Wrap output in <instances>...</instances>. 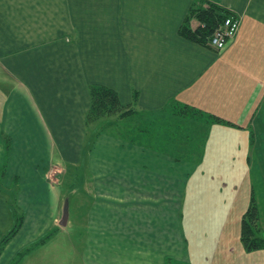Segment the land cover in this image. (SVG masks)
<instances>
[{"label":"crops","instance_id":"crops-1","mask_svg":"<svg viewBox=\"0 0 264 264\" xmlns=\"http://www.w3.org/2000/svg\"><path fill=\"white\" fill-rule=\"evenodd\" d=\"M209 1L240 18L222 50L178 34L193 0H0V79L9 86L0 99V236L13 222L12 197L23 216L0 264L20 250L13 239L50 225L56 233L37 249L63 245L53 241L68 227L61 191L48 187L62 161L84 164L89 200L133 196L135 206L149 196V225L133 238L110 234L118 225L100 219V198L87 203L81 263L264 264V249L247 252L240 242L254 192L253 139L264 144V0ZM91 84L124 105L137 92L128 132L88 130ZM182 106L200 114L183 115ZM208 114L229 124L209 123ZM47 195L49 206L37 204ZM122 206L116 216L141 228L143 215Z\"/></svg>","mask_w":264,"mask_h":264},{"label":"rangeland","instance_id":"rangeland-1","mask_svg":"<svg viewBox=\"0 0 264 264\" xmlns=\"http://www.w3.org/2000/svg\"><path fill=\"white\" fill-rule=\"evenodd\" d=\"M213 49V48H212ZM5 83V82H4ZM9 83V82H8ZM7 85V83H6ZM9 94V86H3L2 84V79H0V99L7 98L6 96ZM112 121L111 118L109 117H102L98 120L95 121H90L87 124L88 130L94 131V134L103 132L102 130L105 128V124ZM104 130H107L106 133H115L118 134V132H128L126 128H114V127H108L105 128ZM91 133V132H88ZM31 141H35L34 138H31ZM253 147H252V152H251V166L254 165L252 169V176H254V193H255V198L256 200L259 199V196H264V144L260 146L261 141L259 138H254L253 139ZM85 154V153H84ZM58 157V156H56ZM85 155H83V158ZM62 161V160H61ZM82 162H85L84 160ZM61 166L63 167V172L61 175L55 177V179L59 180L58 184H54V179L49 180V186L52 189L60 190L61 191V196H60V201H59V209L58 214L60 215V211L62 212V217H61V223H67V228L65 229L64 233H61L59 236H57L53 241L55 243H61L63 244L60 248L56 249L54 246H48L46 249L40 248L34 251V253L30 256L25 257L20 263L18 264H39V258L42 256L41 259H43L42 262H45V264H83L81 263L82 260V253H84L85 250H82L84 248V235H85V207L86 204L88 203L91 205L94 201H98L101 199V201H98V203L101 204L97 209L100 210V212H104V216L100 215V219L104 222V224H113L115 226L118 225L117 229H112V231H115L114 233L111 231L110 234L113 235L115 234L118 236H126L128 235V238H133L135 236L136 230L140 231V233L144 230L146 227L149 225V218L147 215L149 212V196H142L140 202L135 201V206L133 204H130V200L133 199V196H120V198H124L126 202L118 203L117 201H113L112 199L109 201H104L102 203V198H106L109 196H90L91 200L87 199L86 195L84 194L85 190V178H84V173H85V168L84 164H77V165H72L69 163H66L62 161ZM259 178V179H258ZM263 194V195H262ZM118 198L117 196H113ZM131 197V198H130ZM52 198V196H45L43 200L40 198L39 202L37 204H41L42 206H49V201ZM100 198V199H98ZM130 198V199H129ZM10 200V199H9ZM262 201H264V197L261 198ZM11 207H17L16 200L14 197L11 198L10 200ZM36 204V203H35ZM124 204V208L132 209L135 208L138 212H140L143 216L140 217V223H141V228H130L128 226L130 219L131 222L134 220L132 217H122L118 218L116 216V211L118 208L123 207L122 205ZM18 209V207H17ZM19 215H22V211L19 209L17 210ZM93 211L90 213V217L93 216L94 212ZM99 212V211H98ZM109 214V216H107ZM58 215V216H59ZM99 217H95L96 220H99ZM92 219V218H91ZM10 223L7 227V230L13 227L14 220L12 222V219H10ZM66 220V222H65ZM123 221L122 224L118 223L119 221ZM91 221V220H90ZM99 222V221H97ZM61 224V225H63ZM92 224V221H91ZM60 224L58 223L57 227ZM60 225V226H61ZM123 225V226H122ZM48 230L47 232L51 231L54 229V226L50 225L47 226ZM125 231V232H122ZM43 232L41 234H33L29 236L28 238L26 237L27 234L22 235V237H16V240L13 239L12 242V248H18L21 249L22 247H25L28 245L30 242L37 240L40 238L43 234L47 233ZM143 235V233H141ZM36 236V237H34ZM131 236V237H130ZM31 237H34L32 240H29ZM18 238V239H17ZM41 247V246H40ZM50 247V248H49ZM12 248H10L9 252L12 251ZM17 249V250H18ZM53 252L54 254L58 255L60 258L58 261H53L50 253ZM14 256V255H13Z\"/></svg>","mask_w":264,"mask_h":264},{"label":"trees","instance_id":"trees-1","mask_svg":"<svg viewBox=\"0 0 264 264\" xmlns=\"http://www.w3.org/2000/svg\"><path fill=\"white\" fill-rule=\"evenodd\" d=\"M230 14L232 13L229 10L209 0H193L183 22L178 28V34L193 43L212 49L210 38L213 32ZM88 91L90 107L86 115V125L90 121L106 116L111 118L112 121L106 123L105 128H127L132 126H127V122L131 120L132 124L133 119L138 114L136 91L133 93L131 103L126 105L120 103L116 91L104 85L91 84L88 87ZM180 110L183 115H189V113H193L190 115L200 114L199 111L193 110L188 106H182ZM206 117L209 123L229 124V122H225L211 114L206 115ZM11 208L14 224L13 227L0 236V255L5 245L17 234L23 221V216L18 214L17 207ZM55 233L56 230L53 229L21 248L14 254L8 264L20 263L29 253L49 241ZM260 233L258 204L254 192L251 191L247 209L241 216L240 221V242L247 252L264 249V236Z\"/></svg>","mask_w":264,"mask_h":264},{"label":"built area","instance_id":"built-area-1","mask_svg":"<svg viewBox=\"0 0 264 264\" xmlns=\"http://www.w3.org/2000/svg\"><path fill=\"white\" fill-rule=\"evenodd\" d=\"M240 18L235 14L228 15L210 38V46L214 50H222L229 40L237 34Z\"/></svg>","mask_w":264,"mask_h":264}]
</instances>
